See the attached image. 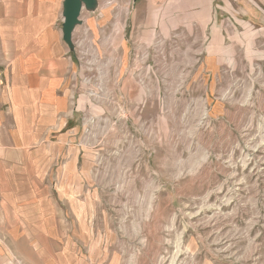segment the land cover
<instances>
[{"label": "rangeland", "instance_id": "374dc122", "mask_svg": "<svg viewBox=\"0 0 264 264\" xmlns=\"http://www.w3.org/2000/svg\"><path fill=\"white\" fill-rule=\"evenodd\" d=\"M114 2L83 11L74 49L64 0H23L52 20L25 23L24 54L0 40V99L29 76L53 116L40 149L0 151V264H264V55H168L119 35L133 10Z\"/></svg>", "mask_w": 264, "mask_h": 264}, {"label": "crops", "instance_id": "0c3cea01", "mask_svg": "<svg viewBox=\"0 0 264 264\" xmlns=\"http://www.w3.org/2000/svg\"><path fill=\"white\" fill-rule=\"evenodd\" d=\"M5 1L8 9L13 6L18 8V5L22 8L5 16L0 15V40L3 38L9 42L8 39H11L16 43L12 48L7 46L4 54H24L21 40L25 23L52 20L32 18L26 21V3L23 4V0L21 4L12 0H3L2 3ZM114 3L118 6H132L133 10L128 18L119 20L127 24L119 35L135 39L136 42V39L148 40L149 36L155 38L161 35L165 39L168 55L173 52L178 55L201 54L202 44L203 47L208 45L213 48L217 39L222 40L225 48L240 46L243 50L261 51L264 55V0H117ZM36 4L40 6L41 3ZM201 40L205 41L201 44ZM39 55H43L42 61L45 64L52 63V48L47 42L40 48ZM184 65L182 63L171 67L184 71ZM196 65L199 67V63ZM252 70L257 73L264 71V63H250L248 71ZM130 71L129 66V76ZM211 75L209 72L207 79L210 80ZM28 77L24 76L22 82L13 85L10 94L0 99V151L25 150L29 147L40 149L42 118L47 116V112H51L49 119L53 117L52 99H49L52 95L42 100L40 88L35 89V84L31 85L27 81ZM212 80H216V73ZM45 130H52V126H46ZM18 135L32 136V141L18 138Z\"/></svg>", "mask_w": 264, "mask_h": 264}, {"label": "water", "instance_id": "95a60500", "mask_svg": "<svg viewBox=\"0 0 264 264\" xmlns=\"http://www.w3.org/2000/svg\"><path fill=\"white\" fill-rule=\"evenodd\" d=\"M98 8V0H64L62 27L63 40L70 49H74L73 34L81 25V15L84 10L94 12Z\"/></svg>", "mask_w": 264, "mask_h": 264}]
</instances>
